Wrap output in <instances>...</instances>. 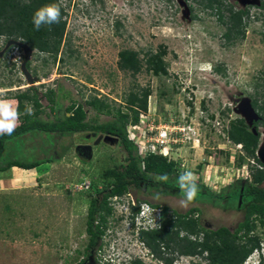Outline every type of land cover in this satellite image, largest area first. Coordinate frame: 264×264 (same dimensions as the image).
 Masks as SVG:
<instances>
[{
    "label": "rangeland",
    "instance_id": "obj_1",
    "mask_svg": "<svg viewBox=\"0 0 264 264\" xmlns=\"http://www.w3.org/2000/svg\"><path fill=\"white\" fill-rule=\"evenodd\" d=\"M59 1L66 27L56 59L32 51L27 69L23 43L0 38V54L4 51L0 56V100L33 87L47 113L41 115L46 121L53 118L44 96L47 90L59 94L63 107L69 98L84 104L91 96H103L126 113L123 99L128 92L148 87L147 112L140 115L138 125L127 126L128 138L137 140V150L142 153L144 144L157 138L161 129L169 138H185L171 149L169 145L166 158L175 161L183 173L193 172L198 186L196 197L187 206L182 204L185 194L174 187L163 193L164 187L155 177L120 200L112 198L114 210L105 235L91 254L93 261L85 264H131L136 259L141 264H167L151 257L137 233L144 229L146 217L153 220L148 231L158 228L161 207L180 214L197 207L193 216L207 230L226 227L233 231L243 220L244 210L230 199L231 187L250 182L253 171L260 167L253 159L240 162L241 146L230 142L225 132L233 120L242 118L252 125L257 119L251 102L261 90L256 85L264 81L262 0H225L236 9L250 7L244 37L233 43L226 42L225 26L215 16L199 8L192 14L186 0ZM125 49L138 52L143 62L147 54L163 51L167 74L154 76L145 66L134 76L121 71L118 53ZM10 104L14 109L17 106L14 101ZM85 110L91 117L92 111L86 106ZM109 119L101 116L100 122ZM257 132L259 149L264 144V126ZM83 139V134L34 133L8 142L4 159L18 155L39 161L54 154L60 158L32 170L33 181L27 187L12 189L0 183L4 188L0 189V264H78L87 252V208L95 193L92 185L103 187L102 172L125 165L127 154L115 138L92 146L91 158H81L74 147ZM8 176L12 175L4 174ZM211 197L216 205L208 202ZM223 198L231 205L221 201ZM144 202L152 210L150 215L131 218L132 208L142 211ZM251 236L259 238L260 249L243 264H264V225L257 223ZM164 257L174 258L171 264H208L177 251Z\"/></svg>",
    "mask_w": 264,
    "mask_h": 264
},
{
    "label": "trees",
    "instance_id": "obj_2",
    "mask_svg": "<svg viewBox=\"0 0 264 264\" xmlns=\"http://www.w3.org/2000/svg\"><path fill=\"white\" fill-rule=\"evenodd\" d=\"M186 1L190 5L192 14L195 8H199L215 16L216 20L225 26L223 36L227 43H233L244 37L250 19L249 10L236 9L225 0ZM52 4L60 7L59 22L42 23L37 28L34 23L36 12ZM261 9L264 17V3ZM64 15V9L59 0H0V38L4 37L7 41H20L30 50L49 54L56 59L66 27ZM163 55V51L147 54L144 63L138 52L125 49L118 53L117 65L121 71L133 76L140 73L144 66L145 70L152 75L162 76L167 74ZM29 66L30 63L27 61L26 68L29 69ZM262 76L264 80V72ZM256 86L261 90L256 93L258 97L252 99L251 106L258 119L252 125H247L242 118L233 120L225 132L230 142L241 146L244 154L239 157V161L253 159L260 167L253 171L250 182L245 181L243 186L235 183L231 187L230 199L236 201V205H241L240 208L244 210L243 220L233 231L226 227L211 231L203 228L198 218H194L193 215L199 211L197 207L190 208L184 214L171 212V216L168 215L167 207H161V222L158 228L140 231L138 239L143 245L152 248L155 242L156 249L159 245L157 240H160L165 248H171V252L177 251L184 256H197L208 264H243L260 249L259 238L251 234L257 223L264 225V165L260 164L256 158L260 143V134L257 130L260 126H264V81L261 86ZM30 88L4 100L9 103L16 102L18 123L11 134H0V172H6L12 167L30 170L60 158L59 155L54 154L53 157H45L39 161H28L18 155L17 158L4 159V152L9 141L14 142L20 137L24 138L34 133H57L61 136L102 134L119 139L126 151V164L104 170L100 176L103 187L98 189L96 185H92L95 193L90 195L87 209L86 233L89 239L86 249L95 247L105 235L108 219L114 210L111 205L113 197L120 198L129 193L132 188L141 189L143 185L146 186L152 177L159 179L162 176H167V180L159 179V184L164 187L163 193H167L166 190L169 187H174L181 191L180 195H184L179 186V177L183 172L178 164L162 155L149 154L144 158L140 157L136 144L128 138L127 126L138 125L140 115L147 112L150 96L148 87H137L128 92L123 99L126 113L121 111L120 106L116 107L115 103H109L103 96L101 98L91 96L84 104L69 98V104L63 107L58 100L59 94L50 89L44 96L49 103V111L53 114V118L46 121L41 118L42 114L47 115V113L40 104L37 92L33 87ZM85 106L93 113L89 118ZM101 116L110 117V119L100 122ZM253 128L255 130H252ZM172 181L173 184H170ZM93 183L96 184V182ZM214 199L211 197L208 202L212 203ZM226 203L228 206L231 205L230 202ZM151 206L160 208L159 205ZM132 209L131 218L135 217L139 211L138 207ZM200 236H202L201 239ZM164 261L168 263L171 259L165 257Z\"/></svg>",
    "mask_w": 264,
    "mask_h": 264
},
{
    "label": "clouds",
    "instance_id": "obj_3",
    "mask_svg": "<svg viewBox=\"0 0 264 264\" xmlns=\"http://www.w3.org/2000/svg\"><path fill=\"white\" fill-rule=\"evenodd\" d=\"M60 20V7L57 4L45 6L38 10L34 17V23L37 28L42 23L52 24L58 23ZM211 66H209L210 68ZM30 114V110H29ZM18 113L7 101L0 100V134H11L17 126ZM161 180H167V176L159 177ZM197 176L186 171L179 177V186L185 194L184 206L187 202H191L197 195L198 186L196 184ZM151 209L148 205H142V216L150 215ZM151 223V221H149ZM258 251V250H257ZM256 252V251H255Z\"/></svg>",
    "mask_w": 264,
    "mask_h": 264
},
{
    "label": "built area",
    "instance_id": "obj_4",
    "mask_svg": "<svg viewBox=\"0 0 264 264\" xmlns=\"http://www.w3.org/2000/svg\"><path fill=\"white\" fill-rule=\"evenodd\" d=\"M185 138H169V134L164 131V130H160L158 135H157V138H155L154 140H151L150 142L144 144L145 146V150L144 152H140V149L138 150V155L142 158L146 157L147 155L149 154H155V155H162L164 157L167 156V152L166 149L169 148V145L171 146L170 149L172 147H174L173 145H176L178 143H182L184 141ZM132 141L137 145V147H140L137 143V140H133L132 138ZM171 143V144H169ZM85 188L88 189L89 188V183L85 184ZM129 194V193H127ZM126 194V195H127ZM113 199H116V200H120L121 197H113ZM112 199V200H113ZM112 205V204H111ZM147 205V204H145ZM149 207V205H148ZM157 211V210H156ZM141 210L138 211V213L135 215L136 217H138L140 214H141ZM157 215H159V213L157 212ZM149 221H153L152 219H150L149 217H146V221L144 222V229H140L139 231L137 230V233H139L141 230H145V231H148L149 228L148 227H151V223Z\"/></svg>",
    "mask_w": 264,
    "mask_h": 264
},
{
    "label": "flooded vegetation",
    "instance_id": "obj_5",
    "mask_svg": "<svg viewBox=\"0 0 264 264\" xmlns=\"http://www.w3.org/2000/svg\"><path fill=\"white\" fill-rule=\"evenodd\" d=\"M262 3H264V0H262V2H261V4H260V6H259V9H260V7H261V5H262ZM239 10H249L250 11V7H246V8H244V9H239ZM86 136V134L84 135L83 134V142L82 143H79V144H76L75 145V147H74V149H75V151H76V153L81 157V158H84V159H89V158H91V155H88V151L86 150V151H84V150H82V149H79V150H76V148H77V146H85V145H93V142H94V137H92V135H91V137L90 138H86L85 137ZM99 189V188H98ZM178 192H179V190H178ZM223 200V202H227V200H224V198L223 199H221V201ZM214 201H216V200H213L212 201V204L213 203H215ZM89 205V204H88ZM215 205H216V203H215ZM224 207V206H223ZM240 208V207H239ZM88 209V208H87ZM168 210H169V208H168ZM170 211V213L171 212H176V213H178L177 211H175V210H169ZM88 212V211H87ZM87 215H88V213H87ZM203 228H207V226H205L204 225V227ZM208 229V228H207ZM157 242L159 243V245H157V248L155 249V246H156V243L154 242V245H153V247L152 248H149V247H147L150 251H151V257L152 258H154V259H161V260H163L164 261V254H166V253H170L171 252V248H169V249H167V248H165V245H164V243L163 242H161L160 240H157ZM97 246V245H96ZM98 246H99V244H98ZM94 249H95V247H93V248H89V249H87L86 251V253L82 256V259L79 261V263L78 264H85V261L86 260H89V261H93V259L91 258V254L92 253H94ZM98 251H100V250H98ZM174 251V250H173ZM175 252V251H174ZM174 252H171V253H174ZM167 258H169V260L171 259L170 257H167ZM175 261V259L174 258H172L171 259V261H169L167 264H171V263H173ZM139 262V264H141V261H139V260H133L132 262H131V264H137ZM130 263V262H129Z\"/></svg>",
    "mask_w": 264,
    "mask_h": 264
},
{
    "label": "crops",
    "instance_id": "obj_6",
    "mask_svg": "<svg viewBox=\"0 0 264 264\" xmlns=\"http://www.w3.org/2000/svg\"><path fill=\"white\" fill-rule=\"evenodd\" d=\"M17 123H18V120H17ZM47 164H49V163H45V165H47ZM37 168L38 167H36L34 169H30V170H24V169H21V168H18V167H12L11 168L12 170H10V171L0 172V183L1 184H4V183L8 184L6 186L7 187H11L12 186V189H16V187H19V188L20 187L21 188L27 187L33 181V180L31 181L32 178H30V177H33L31 175L32 170L34 171ZM5 173L6 174H11L12 176L4 177ZM28 182H30V183L28 184ZM0 189H4V188H2V186H1Z\"/></svg>",
    "mask_w": 264,
    "mask_h": 264
},
{
    "label": "water",
    "instance_id": "obj_7",
    "mask_svg": "<svg viewBox=\"0 0 264 264\" xmlns=\"http://www.w3.org/2000/svg\"><path fill=\"white\" fill-rule=\"evenodd\" d=\"M10 42H17V41H14V40H10ZM22 47L24 48L25 50V53H26V60L24 62V65L26 64V62L29 60V57L32 53V50H30V48L26 45V44H22ZM4 53V51L0 54V56ZM25 67V66H24ZM23 71L25 72L27 78H28V81L30 82V78L28 77V74H27V71H25L23 69ZM257 117V115H256ZM258 119V117H257ZM256 119V120H257ZM92 135V137H96L94 142H93V145L92 146H96L98 145L102 140H107V139H115L114 137H111V136H104L102 134L100 135H97L96 134H87L85 137L86 138H90ZM92 146L91 145H85V146H77L76 150H79V149H82L84 151H88V155H91V152H92ZM256 156H257V159L259 160V162L264 165V144L258 149L257 153H256ZM240 202V201H239Z\"/></svg>",
    "mask_w": 264,
    "mask_h": 264
},
{
    "label": "bare ground",
    "instance_id": "obj_8",
    "mask_svg": "<svg viewBox=\"0 0 264 264\" xmlns=\"http://www.w3.org/2000/svg\"><path fill=\"white\" fill-rule=\"evenodd\" d=\"M196 263V262H195Z\"/></svg>",
    "mask_w": 264,
    "mask_h": 264
}]
</instances>
